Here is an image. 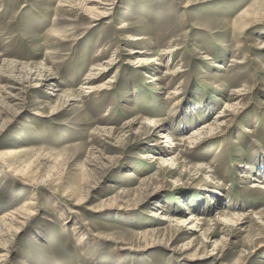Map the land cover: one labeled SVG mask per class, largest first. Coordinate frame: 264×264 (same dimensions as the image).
<instances>
[{
	"label": "rangeland",
	"instance_id": "1",
	"mask_svg": "<svg viewBox=\"0 0 264 264\" xmlns=\"http://www.w3.org/2000/svg\"><path fill=\"white\" fill-rule=\"evenodd\" d=\"M0 224V264H264V0H0Z\"/></svg>",
	"mask_w": 264,
	"mask_h": 264
},
{
	"label": "bare ground",
	"instance_id": "2",
	"mask_svg": "<svg viewBox=\"0 0 264 264\" xmlns=\"http://www.w3.org/2000/svg\"><path fill=\"white\" fill-rule=\"evenodd\" d=\"M86 5H88V4H86ZM100 7V6H99ZM85 10H86V12L90 15V17H91V19L93 18L95 21L96 20H98L99 18H101V17H103V16H105V15H107V13L109 12L107 9H105V10H100V8H98L97 6H94V8H91V7H89V6H86V8H85ZM99 10H100V12H99ZM103 11V12H102ZM129 27H128V25L126 24V23H124V25L123 26H121L120 28H119V30H123V33L124 32H127V29H128ZM135 38H133V39H131V40H133V41H141V40H145V38H143L142 36H134ZM145 53H147L146 51H144ZM157 61H159V59H157V57L156 56H154V57H151V58H139V60H137V66L139 67V68H142V67H145V66H151L153 63H156ZM160 65V64H159ZM103 67V66H102ZM102 67H101V69H95V71H98V70H101V71H105L106 70V68H103L102 69ZM99 73V72H98ZM96 75V74H95ZM94 77V75H88L87 77H86V82H88V81H90L91 80V78H93ZM156 77V76H155ZM155 77H153V80L154 81H158L159 80V78H155ZM109 82H113V81H109ZM111 84V83H110ZM158 85V84H157ZM87 89V88H86ZM87 93H89V92H87ZM159 123H156V126L158 125ZM160 128H162V126H160L157 130H156V132L157 133H160V131H159V129ZM203 128V127H202ZM208 128H210L209 126L208 127H206V128H204V129H200L199 131L197 130V132H196V134L195 135H193V136H191V137H189L188 139H189V141H188V143L189 144H195V143H197L198 142V140H200L201 138H203L204 137V135H205V132L206 131H208V130H206V129H208ZM220 128V124H217L216 123V128H213L212 130H218ZM211 130V131H212ZM215 130V131H216ZM210 132V131H209ZM209 135H210V133H209ZM208 136V135H207ZM164 138H167V139H169V141L168 142H170L171 144L173 143V136L172 135H167L166 137H164ZM166 139V140H167ZM172 146H174V145H170L169 146V148H172ZM165 153H168L167 151L165 152ZM16 223V222H15ZM0 225H2V224H0ZM5 227L2 225V226H0V230H5L4 229Z\"/></svg>",
	"mask_w": 264,
	"mask_h": 264
}]
</instances>
